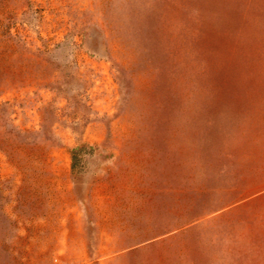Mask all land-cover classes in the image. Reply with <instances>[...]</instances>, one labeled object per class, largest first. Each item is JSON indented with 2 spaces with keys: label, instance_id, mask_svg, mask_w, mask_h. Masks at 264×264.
<instances>
[{
  "label": "rangeland",
  "instance_id": "374dc122",
  "mask_svg": "<svg viewBox=\"0 0 264 264\" xmlns=\"http://www.w3.org/2000/svg\"><path fill=\"white\" fill-rule=\"evenodd\" d=\"M0 264H264V0H0Z\"/></svg>",
  "mask_w": 264,
  "mask_h": 264
}]
</instances>
